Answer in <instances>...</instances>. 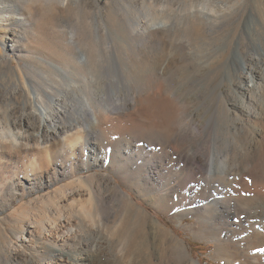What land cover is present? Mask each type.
Wrapping results in <instances>:
<instances>
[{"label": "rangeland", "instance_id": "374dc122", "mask_svg": "<svg viewBox=\"0 0 264 264\" xmlns=\"http://www.w3.org/2000/svg\"><path fill=\"white\" fill-rule=\"evenodd\" d=\"M163 21L165 32L150 29L152 25L163 27ZM229 37H236L240 56L263 66L264 0H0L4 92L12 89L15 68L37 81L46 78L39 66L51 69L48 65L54 64L64 70L59 74L62 87L55 98L73 87L78 91L68 94L77 99L87 91L83 89L87 85L96 104L101 100L141 103L136 111L131 107L113 111L114 117H120L112 124L96 127L94 132L85 130L82 160L89 169L60 178L46 190L24 192V198L0 212V264L37 260L28 248L21 249L22 257L14 259L2 244L18 246L17 238L29 225V219L22 217L25 212L42 213L53 220L54 209L45 196L63 187L67 198L62 200L61 215L74 221L75 250L88 253L101 264H264V252H255L259 249L256 243L264 239V190L254 188L250 195L230 187L226 190L214 178L219 174H213L225 164L226 183L233 184L250 166L260 167V151L252 158L244 155L240 145L243 134L233 131L234 116L225 114V108L239 101L240 95L225 91V87L221 96L209 94L212 80L208 78L206 84L200 80L189 60H212ZM165 61L170 62L167 73L160 77L163 93L172 97L179 110L172 132L165 131V121L158 119L160 111L163 116L167 113L164 97L159 112L149 104L151 97L144 99L146 82L154 79H147L148 66ZM73 62L82 68L74 69ZM261 82L254 91L255 125L264 146V80ZM75 99L65 105L71 108ZM76 116L74 112L64 115V123L72 124ZM69 141L49 143L54 156L58 154L55 162L65 160L60 154ZM8 154L0 155V190L15 167L23 171L27 163L43 159L42 153L31 159ZM192 155L209 162V172L190 160ZM88 176H94L89 183H72ZM101 176L112 178L147 214L124 215L126 201ZM204 208H212L217 221L200 227L193 214L202 215ZM221 228L235 230L229 238L234 254L230 263L216 252L214 240ZM183 251L187 256L184 261Z\"/></svg>", "mask_w": 264, "mask_h": 264}, {"label": "bare ground", "instance_id": "6f19581e", "mask_svg": "<svg viewBox=\"0 0 264 264\" xmlns=\"http://www.w3.org/2000/svg\"><path fill=\"white\" fill-rule=\"evenodd\" d=\"M161 24H163V27L161 28L159 26V28H155L156 25H152L150 26V29H152L154 33H163L166 31V22L163 21ZM230 37L226 38L221 51L217 53V55L215 54L216 56L212 58V60L203 62L196 59L194 61L191 57L189 60L192 63V72L198 76L200 80H202L205 84L207 83L206 81L208 78L212 80V83L209 85V94L221 96L223 94L222 89L225 87V91L228 90L234 93L238 92L240 95L239 101H232L233 103L230 102L231 104L225 108V114L228 116H231L232 114L234 116L233 118L235 121L233 122H235V128H233V131L235 133L240 132L243 134V142H240V145L244 155L252 158L258 151H260V167L257 168L255 166H250L244 175L241 176L239 180L234 182L235 184H231L230 181L226 183L228 178L224 172V169L226 168L225 164L224 166L218 168L215 173L213 172V174H219L215 175L214 178L222 183L226 190L230 187L234 190V192L243 190L250 195V193L255 190L254 188L257 190V187H259L260 189L258 188V190H264V161L262 158V156H264V146L262 142H259V137L262 134H260L261 132L257 130L255 125L257 123H255V121H257V114L255 116L257 99L254 92L256 87L260 84L259 82L264 80V64L263 66L258 67L255 65L254 59L240 56L238 54L240 51L239 45L234 41L236 40V37L232 39ZM42 60L43 62H48L45 61L46 59ZM169 62L170 61H165V63H162L163 65L155 62V64L148 66L149 76L147 79L151 78V76H153L154 79L151 83L148 81L146 82V93L144 94V99H149L148 97H151L152 103L149 104L159 112V104L162 97H164V101L167 102V107H165L167 109V113L165 111L166 114L164 113L165 115L163 116V113L161 114L160 111L158 119L165 121V131L172 132V130L175 129L174 125L179 117V110L172 97L165 94L166 92L163 93V85L162 82H160V77L167 73L166 66H168ZM72 64H74V69L82 68L78 62H73ZM49 66L51 69H46L44 68L45 66H39L41 75L46 78L43 79L42 77L38 78V76H36L40 79H36L37 81H35V79L33 80L30 75L23 73L22 71H18L19 69L15 68V80L11 81L12 89H10L9 92H4L3 89L7 87V84L5 80L0 78V155L2 156L4 153L10 154L11 152V154L16 153L22 155L23 159H31L39 153L43 154V159L40 160V163L32 161L26 164L23 171L17 167L12 170L9 180L5 183L6 187L0 190V196L2 195L3 197V200L0 202V212L12 206L15 201L24 198V192L31 194L33 192L46 190L50 186L56 184L60 178H64L65 176H74L81 170L89 169V164L82 160L86 151V144H83V142H86L84 138L85 130L90 129L94 132L96 127L99 128L102 125H109L112 124L114 120H118L120 116L114 117L113 111L123 112L124 110L126 111L128 107H131L134 111H136L141 105L140 102L135 103L136 101H131L130 103L123 105L118 101L115 102L116 100L113 102L101 100L96 104V99L94 98L95 95L94 97H90L91 94H89V92L87 93V91L92 90L89 89V86L87 85L83 88L87 91H83V95L78 96L77 99L72 98V93L70 95L68 94L69 91H78L71 86H69V88H71L68 92L64 91L62 96L55 98V92L57 93L56 90L59 89V87H62V81L58 80L60 78L59 74L64 72V70L60 66L54 64H49L48 67ZM210 75H213V77ZM155 77L157 78L155 79ZM248 78H250L249 81L253 83V88L251 89L248 88L247 85ZM145 81L146 79H144V82ZM71 99L72 102L75 99L76 104L73 105L72 103L71 106L70 103L69 105L71 108H68L65 104L70 102ZM71 112H74L75 115H77V118L72 124L67 126L64 123V115H68ZM56 119H60L62 121L55 123ZM230 120L232 121V119ZM34 121H36L35 124ZM149 131H152L151 127L149 128ZM66 138H69L70 144H65V151L60 154L64 156L63 158L65 160H62L61 163H57L54 159L58 154L54 156L49 143L54 142V140L64 142ZM190 160L198 164L201 170L203 169L208 171V169L211 168L209 162L204 161L197 155H192ZM93 177L94 176H88L85 178L78 177L72 183H89L90 179ZM101 177L107 182L109 187H111L126 201L127 208H125L124 215L127 217H134L135 212H141L143 214L146 213L138 208L132 200L122 192L121 188L115 184L112 178L108 176ZM205 180L207 181L208 178L206 177ZM63 189H57L53 193H48L45 196L47 198L46 200L51 203L54 209L52 215L54 218L53 220L49 219L42 213L36 216L30 215V212L23 213L22 217L29 219V225L25 230L22 229L20 236L17 238L19 243H16L18 246L11 244V246L8 247L5 242L2 244V248L5 249L10 257L19 259L22 257L20 250L28 248L33 255L37 256V260L31 262V264H101L99 259L93 258L88 253L77 252L78 249L75 250L74 245L76 242L74 240L76 238V229L74 228V221L61 215V208L63 206L62 200L65 201L67 198V195H65L66 193L63 194ZM69 194L71 196L74 192H69ZM212 212V208H204V213L202 215H199L198 213L192 214L197 219V224L200 227H203L204 223L213 225L217 221L214 216L215 214ZM241 213L242 212H240V214ZM153 224L158 226L157 223L155 224L153 222ZM232 225L233 224L228 226ZM234 233L235 230L222 228L218 229L217 238L214 240L216 252L222 253V255H224V260L227 263L233 262L234 259V254L230 251V248L233 246L231 244L232 241H229V238L235 235ZM155 238L156 241L159 240V237L155 236ZM147 239L148 238H146L145 241ZM225 240L228 241L226 242ZM148 241L149 239L147 242ZM263 242L264 239L256 243V248L259 249L255 252H259L260 255L264 252V248L262 246ZM222 245L224 247H222ZM253 248H255V245H253L252 249ZM31 253L29 254L32 256ZM182 259L183 261L187 260V256L184 251L182 253Z\"/></svg>", "mask_w": 264, "mask_h": 264}]
</instances>
